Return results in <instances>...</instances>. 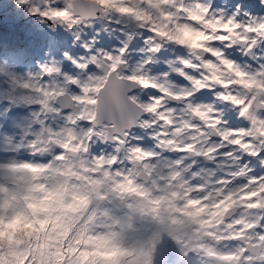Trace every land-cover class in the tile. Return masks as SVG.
Returning <instances> with one entry per match:
<instances>
[{"label": "snow or ice", "instance_id": "snow-or-ice-1", "mask_svg": "<svg viewBox=\"0 0 264 264\" xmlns=\"http://www.w3.org/2000/svg\"><path fill=\"white\" fill-rule=\"evenodd\" d=\"M7 2L17 23L35 18L52 35L44 59L37 60L35 67H23L27 52L22 47L0 52V133L23 124L29 131L15 150L28 149L32 156L50 158L43 162L0 160L4 181L0 183V241L7 238L11 245L21 232L30 236L35 224L43 228L48 220L39 215L51 209L47 202L54 198L59 207L74 209L63 203L67 188L29 183L20 192L8 187V182H30L52 171L82 182L73 194L79 201L75 207L86 210L94 198L108 199L109 191L102 189L110 185V192L121 200L131 194L146 201L138 209L132 204L127 207L151 216L156 224V230L136 249L124 246L125 224L116 220L121 232L89 236L84 243L97 245L92 250L78 249L69 241L58 264H128L123 257L133 254L143 256L142 264H185L197 251L215 264H264V55H257V48L264 47V15L240 4L232 11L217 9L212 0ZM256 3L264 9V0ZM2 12L0 5V33ZM102 19L132 21L152 33L144 39L147 47L139 49L143 55L136 66L128 60L135 34L121 28L123 39L105 47L99 37L108 29L95 27ZM89 28L94 29L90 36ZM59 32L70 38L57 55ZM166 44L183 49L184 54L167 59V70L153 75L152 65ZM233 48H239L251 62L233 58L229 52ZM174 74L184 83L173 80ZM205 91L214 97L207 103L200 100ZM50 114L60 123L49 124ZM137 129L149 133L155 141L152 148L138 142L142 137ZM105 145L112 151H105ZM155 148L184 155L166 164L167 171H159L158 165L149 163L158 155ZM5 150L0 148V152ZM81 154L95 165L90 174L73 168ZM198 158L216 163L221 174L216 176V169L194 171ZM122 163L127 164L123 171ZM138 168L161 195L153 198L141 183ZM205 171L215 177L210 185L216 193L215 211H210L205 194L208 186L200 182ZM162 205L180 215L161 216ZM237 208L244 210L238 217ZM202 214L219 217L217 224L231 220L225 239L235 247L219 249L185 240V227L209 223L197 219ZM71 223L66 222V232ZM100 247L106 251H99ZM14 255V264H38L35 252ZM7 257L0 244V264H13Z\"/></svg>", "mask_w": 264, "mask_h": 264}, {"label": "rangeland", "instance_id": "rangeland-1", "mask_svg": "<svg viewBox=\"0 0 264 264\" xmlns=\"http://www.w3.org/2000/svg\"><path fill=\"white\" fill-rule=\"evenodd\" d=\"M213 6L217 9H225L226 11H232L237 4H240L242 8L252 11L257 15H264V9L258 7L256 0H212ZM0 5L3 6L2 12V24L4 35H10L13 37L5 45H0V52H4L11 47H22L26 50L27 56L23 67L27 69L29 66L35 67V62L37 60L44 59L43 53L47 46V41L50 35H52L47 27L44 25L38 24L35 18L28 17L19 23L14 19V13L11 9L10 3L7 0H0ZM111 23H115L116 29H119L118 32L115 31L113 34L109 28V21L107 19L98 20L95 23L96 28L107 27V32H101L100 41L103 46H107L110 42V39H123L121 36L120 29L124 28L125 32H133L135 34V39L132 43V47L128 53V60L130 66H136L138 61V56H135L136 51L140 52L141 48L136 41L140 38L145 39L147 36L152 35L147 29L140 28L135 22L121 20V23H116L115 19ZM87 32L90 35L93 34L94 29L89 28ZM21 35V36H18ZM70 37L64 32H59L57 34V40L60 41L59 46L54 49L57 55L59 52L67 46L66 42ZM16 44V45H15ZM147 47L145 44L142 45V48ZM165 51H163L156 59V62L152 65V74L155 75L159 72L166 71L167 65L164 63L167 59L174 58L175 55H183L184 50L179 49L174 45H165ZM3 50V51H2ZM136 50V51H135ZM231 56L237 59L240 62H251L250 58L246 56L239 48H233L229 50ZM143 54H140L142 57ZM257 55H264V47L257 48ZM141 61V60H140ZM11 58H9V63H11ZM172 79L178 83H184L182 77L178 75H173ZM141 92L144 93L145 90L141 89ZM150 94V93H149ZM213 95L205 91L201 96L200 100L207 103L213 100ZM237 121H234L236 123ZM49 124H58L60 123L59 119L54 120L50 114L48 117ZM29 129L21 124L18 128L6 127L4 133H0V148H5L6 150L0 152V160L10 161V160H33V161H46L50 158L47 154L44 156H32L30 150L20 149L15 150V144L19 142L21 136L28 132ZM136 130V134L142 139L138 141L143 146L147 148H152L155 144V141L150 137L149 133H146L142 130ZM150 130L149 132H151ZM9 133L10 135H6ZM136 143L137 141H133ZM43 147V146H42ZM105 151L111 152L112 148L108 145H105ZM155 151L158 155L152 158L149 163L158 165L159 171H167L165 165L170 161L173 162L175 159L179 158L175 156L179 152L171 150H163L160 148H155ZM175 154V155H174ZM184 155V154H183ZM123 159V156L121 157ZM81 161L84 162V167H81ZM185 163H190V160H186ZM127 166L126 163L119 165L120 170L123 171ZM95 167L92 161L88 160L87 157H84L83 154L77 157L73 161V168L75 171L82 174H90V169ZM211 170L216 169V163L209 162L203 158H198V163L194 166L193 170ZM137 171L141 175V183L155 196H159L162 193L157 192L154 185H152L150 179H144V172L142 168H138ZM259 171V169H257ZM221 174V170L216 169V176ZM215 177L210 176L207 171L202 173L201 183H205L208 186V192L205 193L209 196V207L210 211H215L216 209L212 208V204L215 203L216 193L214 189L211 188V181ZM2 170H0V183H3ZM29 183H43L46 184L49 188L54 185L57 187L67 188V192L64 196L63 203L65 205L72 204L74 209L70 208H61L59 207V201L53 199L47 203L51 204V209L48 212H41L39 215L40 219L47 218L48 222L44 225L43 228L39 224L34 225L32 234L25 235L23 232L19 233L16 238L12 241L11 245L9 244L7 238L3 241H0L5 251L8 253V260L12 261L13 264L16 260L14 253L28 254V252H35L38 256V264H58L60 259H62V253L67 249L69 241H72L75 247L78 249L92 250L97 245L94 244H85L84 241L89 236H107L112 232H121V227L119 224H116V220H120L121 223L125 224V227L122 232L123 244L128 248L139 249L141 243L146 242L152 233L156 230V224L153 222L152 217L149 215L141 216L139 211L132 212L127 205L132 204L133 208H139L142 203H147L146 201H141V199L135 195H126L123 200H121L117 195L110 192V185H105L102 190L109 191V198L105 200H100L94 198L91 203V207H87L86 210L75 207L79 204L78 200L74 199V193L77 191L78 187L81 186V181L74 176H66L57 172L46 171L40 174L37 178L32 179L30 182L28 180H17V183L14 185L11 182H8L9 189L18 188L20 192H23L28 187ZM180 190V189H177ZM182 191V190H180ZM11 194V191L10 193ZM36 195H41V193H36ZM182 203V202H181ZM10 211V210H9ZM244 210L241 208L236 209L237 217ZM107 213V215L105 214ZM159 214L163 217L169 216H179V213L169 212L166 210V206L162 205L159 209ZM92 216V219L89 220L88 217ZM131 216L132 227L128 228L126 225L129 222L128 217ZM182 219H186L182 217ZM219 217L213 218L209 214H202L198 217V220H206L209 223L201 226L199 223H191L183 230V238L189 240V243L192 245L204 244L206 246H212L219 249H227L229 247H235L229 240L225 239L230 232V229L227 227L228 223H231V220L225 219L220 224L216 223V219ZM71 220V228L68 231H65L66 222ZM38 231V232H37ZM79 233V235H77ZM209 233H214V235H209ZM217 237L220 239L217 240ZM75 238V240H73ZM19 241L17 243L16 241ZM76 241H79L78 243ZM99 251H106L105 248L100 247ZM91 259V257H89ZM124 260L128 261V264H142L143 256L133 254L132 256L123 257ZM176 259L179 260L177 256ZM183 264V262H181ZM185 264H215L214 261L209 259L203 252H194L185 262Z\"/></svg>", "mask_w": 264, "mask_h": 264}, {"label": "trees", "instance_id": "trees-1", "mask_svg": "<svg viewBox=\"0 0 264 264\" xmlns=\"http://www.w3.org/2000/svg\"><path fill=\"white\" fill-rule=\"evenodd\" d=\"M109 28H110V31L114 34L115 31H116V25H115V23H109ZM117 40H118V39H117ZM117 40H116V43L118 44ZM136 41H137V42H143V40H142L141 38H140L139 40H138V38H137ZM143 44H144V42H143Z\"/></svg>", "mask_w": 264, "mask_h": 264}, {"label": "bare ground", "instance_id": "bare-ground-1", "mask_svg": "<svg viewBox=\"0 0 264 264\" xmlns=\"http://www.w3.org/2000/svg\"><path fill=\"white\" fill-rule=\"evenodd\" d=\"M10 35L0 34V45L5 41H9ZM16 45V44H15ZM16 47V46H15ZM3 51V50H2ZM34 229V228H33ZM38 232V231H37Z\"/></svg>", "mask_w": 264, "mask_h": 264}, {"label": "flooded vegetation", "instance_id": "flooded-vegetation-1", "mask_svg": "<svg viewBox=\"0 0 264 264\" xmlns=\"http://www.w3.org/2000/svg\"><path fill=\"white\" fill-rule=\"evenodd\" d=\"M118 30H119V29H116V32H118ZM116 40H117V39H115V38L113 39V42H114L113 46H114V45H117ZM117 42H118V40H117ZM141 59H142V57H141L137 62H135L136 65L138 64V62H139ZM147 94H149V93H147Z\"/></svg>", "mask_w": 264, "mask_h": 264}, {"label": "clouds", "instance_id": "clouds-1", "mask_svg": "<svg viewBox=\"0 0 264 264\" xmlns=\"http://www.w3.org/2000/svg\"><path fill=\"white\" fill-rule=\"evenodd\" d=\"M18 36H21V35H18ZM13 37H14V36H13ZM13 37L10 36L9 40H11ZM7 42H8V41L3 42L2 45H5Z\"/></svg>", "mask_w": 264, "mask_h": 264}]
</instances>
